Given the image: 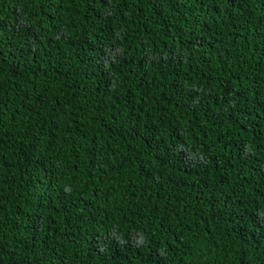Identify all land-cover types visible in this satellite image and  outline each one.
I'll use <instances>...</instances> for the list:
<instances>
[{"label":"trees","instance_id":"16d2710c","mask_svg":"<svg viewBox=\"0 0 264 264\" xmlns=\"http://www.w3.org/2000/svg\"><path fill=\"white\" fill-rule=\"evenodd\" d=\"M0 264H264V0H0Z\"/></svg>","mask_w":264,"mask_h":264},{"label":"clouds","instance_id":"9594fccd","mask_svg":"<svg viewBox=\"0 0 264 264\" xmlns=\"http://www.w3.org/2000/svg\"><path fill=\"white\" fill-rule=\"evenodd\" d=\"M67 190V189H66ZM118 240H119V237L117 238ZM142 241H140V242H137V243H141ZM120 243H124V241L123 240H120Z\"/></svg>","mask_w":264,"mask_h":264}]
</instances>
